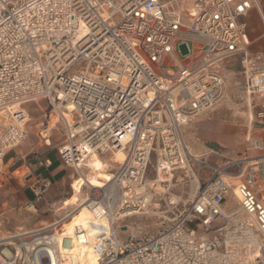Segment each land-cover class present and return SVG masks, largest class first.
<instances>
[{"label":"built area","instance_id":"obj_1","mask_svg":"<svg viewBox=\"0 0 264 264\" xmlns=\"http://www.w3.org/2000/svg\"><path fill=\"white\" fill-rule=\"evenodd\" d=\"M179 1L0 0V174L6 152L26 139L24 105L39 100L62 121L57 153L75 180L93 158L105 162L111 154L115 164L100 186L83 183L84 197L49 225L3 233L0 220V264H62L74 246H89L95 264H264V154L208 164L183 136L223 99L225 61L240 57L246 92L264 94L262 58L250 55L244 22L259 1L192 0L184 12L174 8ZM50 115L38 131L42 140L52 130ZM116 151L121 162L113 161ZM194 167L207 174L182 202L169 193L173 176L194 178ZM50 186L47 177L28 185L34 203ZM228 196L236 211L225 210ZM153 202L171 215L167 226L120 238L115 221L148 214ZM94 204L110 220L105 237L80 228L65 237L57 228L81 206L92 213Z\"/></svg>","mask_w":264,"mask_h":264},{"label":"rangeland","instance_id":"obj_2","mask_svg":"<svg viewBox=\"0 0 264 264\" xmlns=\"http://www.w3.org/2000/svg\"><path fill=\"white\" fill-rule=\"evenodd\" d=\"M192 4V0H183L179 1V4L175 5L174 8L175 10L184 12L186 9L191 8ZM243 72L244 67L240 57L225 61L221 69L225 80L224 97L214 109L197 117L210 118V120L217 119L218 121L240 127L243 131L242 136L237 141H233L232 144H219L194 129L192 130L193 135L191 140L186 142L190 153L193 155H201L205 151L206 153L213 151L210 152L211 154L207 158L208 164L218 165L220 162L242 157L245 153L251 156L263 155L262 153H264V144H262L264 142V117L260 118L259 116V114L264 113V94L260 95L246 92ZM23 108L29 117L25 128L26 139L16 148L6 152L0 174V211L4 212L0 220L3 221L1 223V231L3 233H13L19 229L23 231L37 229L64 217L68 211L73 209L72 205L84 197L86 187H83L82 190L81 187L86 182L85 179L90 184L96 185L100 183L99 179L106 178L108 175L107 172L115 166L109 160L111 154H106L104 155V160L108 167L99 171L97 168L103 162L100 159L98 160V164L91 170L83 168V176L80 175V179H78L79 184L76 185L78 180H75L77 177L75 172L62 163L57 153V148L64 139L62 121L58 120L55 112H52L50 115L51 108L44 100L28 103ZM250 113L252 114V119L249 118ZM49 115L51 116L50 127H52V130L48 139L42 140L38 136V131L42 125H46ZM69 118L70 116L67 115L68 121ZM255 140L261 142V149L248 151L247 149L250 148L251 141ZM17 150H21V154L13 158L14 151ZM43 157L51 161V166L47 168L37 166L35 169H32L33 165L39 161V158L41 159ZM197 157L201 161V157ZM96 162V158L91 159L89 167L92 166V163ZM54 163L56 165L58 163L62 164L64 170L60 169L53 172L51 179L50 172L53 169ZM193 171L196 174L194 183L196 187V179L201 183L207 171L202 168L198 169L197 167H194ZM64 172V180L54 185L58 178L57 175L60 173L63 174ZM232 172L233 174H238L239 169H233ZM42 177L49 178L51 186L44 193V199L34 203L33 197L27 198L26 191L31 194L28 190V185L34 182L35 179ZM173 177V186H171L169 193L174 198H180L182 202L187 201L192 189L191 181L194 178H192L189 172L185 171H177ZM230 181L235 182V180ZM157 190L159 193L163 192L162 187H158ZM59 191L62 192V199L59 204H53L55 199H58L57 193ZM81 208L83 215H85V207L81 206ZM237 209L238 203L236 199L228 196L225 202V210L232 212ZM149 211L158 214L148 213L117 219L114 226L118 236L122 239L149 237L155 235L167 226L171 215L163 213L164 207L162 203L153 202ZM74 215L75 213L71 215V218ZM79 226L85 228L87 232L93 235V238L105 237L110 230V220L99 224L97 230H94V227L88 224L82 225L79 223L77 228ZM68 253L69 256L65 257V264H95V258L89 246H74L68 249ZM75 258L79 261H71ZM41 261L45 263L44 256L41 257Z\"/></svg>","mask_w":264,"mask_h":264},{"label":"crops","instance_id":"obj_3","mask_svg":"<svg viewBox=\"0 0 264 264\" xmlns=\"http://www.w3.org/2000/svg\"><path fill=\"white\" fill-rule=\"evenodd\" d=\"M259 5L257 8L251 9L244 18V22L246 23V31L248 34V38L250 41L249 45V53L251 56L260 55L262 58L263 68H264V0H258ZM249 118L252 119V114H249ZM199 131V133L203 134L205 137H209L219 144H232L233 141H237L238 138L242 136V129L237 126H233L227 122L218 121L217 119H205V117L197 118L191 124L186 126L183 129V136L186 139L185 142L191 140L192 137V130ZM187 132V134H186ZM264 135V134H263ZM184 139V140H185ZM263 142V140H262ZM264 144V142L262 143ZM42 152V151H41ZM213 152V151H210ZM210 152L206 151L201 155H193V156H200L201 161L207 162L208 156L211 154ZM21 154V150L14 151L13 158L17 155ZM264 154V153H262ZM44 161H48L50 163L49 166H44L45 168L51 166V161L46 158H39L37 164L33 165L32 169H35L37 166H40V163L44 164ZM221 163V162H220ZM219 163V164H220ZM31 167V166H30ZM64 170L62 164L58 163L57 165L54 163L53 169L50 172V177L52 179L53 172L56 170ZM57 180L54 185L58 182H61L65 178V172L62 174L57 175ZM205 177V175H204ZM57 198L53 204H59L60 200L62 199V192L59 191L57 193Z\"/></svg>","mask_w":264,"mask_h":264},{"label":"bare ground","instance_id":"obj_4","mask_svg":"<svg viewBox=\"0 0 264 264\" xmlns=\"http://www.w3.org/2000/svg\"><path fill=\"white\" fill-rule=\"evenodd\" d=\"M68 110H71L70 107H68ZM61 115V114H60ZM62 115L67 119V113L66 112H63ZM69 116V115H68ZM68 120V119H67ZM97 162L96 163H92V166H90V162L88 163V169L91 170L93 167H95L97 164H98V160H100L99 158H97ZM124 159V154L121 152V151H116L114 153V156H113V161L114 162H121L122 160ZM110 160V159H109ZM106 167H108L105 162H102L101 164H99L98 166V170H103L105 169ZM83 176V174H82ZM85 178V177H84ZM109 178V174L106 176V178L104 179H108ZM161 178V177H160ZM161 181H163V179L161 178L160 179ZM85 183L86 185H89V186H100V183L94 185V184H90L88 182V180L85 179ZM195 177L194 179L191 181V185H192V189L189 193V198L192 197L194 191H195ZM79 184V180L76 182V185ZM82 188V187H81ZM85 210H86V213L85 215H83V212H82V208H80L76 213L75 215L71 218V215L70 216H67L66 218L62 219L58 224H57V228L58 229H61V231H63V235L66 237H68L69 235L72 234V232L74 231L75 228L78 227L79 223H81L82 225H91L94 227V230H97L98 229V225L105 222L107 219L105 218V215L101 209V207L98 205V204H94V207H93V212L91 213L90 209L86 208L85 207ZM148 213L150 214H158V213H155V212H152V211H148ZM235 213L232 214V216H234ZM124 216V215H123ZM122 215L120 217H123ZM80 229H84L82 226H79ZM89 233V232H88ZM89 235L92 237L93 235H91L89 233ZM69 256V255H68ZM71 261H79L77 258L75 259H72ZM62 264H65L62 263Z\"/></svg>","mask_w":264,"mask_h":264},{"label":"trees","instance_id":"obj_5","mask_svg":"<svg viewBox=\"0 0 264 264\" xmlns=\"http://www.w3.org/2000/svg\"><path fill=\"white\" fill-rule=\"evenodd\" d=\"M26 196H27V198H32L31 194H29L28 191H26Z\"/></svg>","mask_w":264,"mask_h":264}]
</instances>
